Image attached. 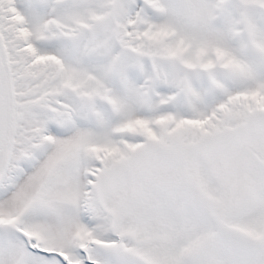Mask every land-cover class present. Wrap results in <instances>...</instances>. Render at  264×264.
<instances>
[{"label":"snow or ice","instance_id":"1","mask_svg":"<svg viewBox=\"0 0 264 264\" xmlns=\"http://www.w3.org/2000/svg\"><path fill=\"white\" fill-rule=\"evenodd\" d=\"M0 264H264V0H0Z\"/></svg>","mask_w":264,"mask_h":264}]
</instances>
